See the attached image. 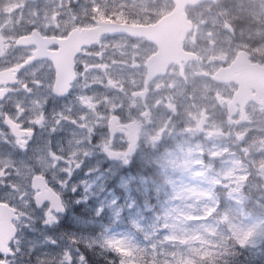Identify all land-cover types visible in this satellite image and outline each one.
Returning <instances> with one entry per match:
<instances>
[{"label": "flooded vegetation", "instance_id": "1", "mask_svg": "<svg viewBox=\"0 0 264 264\" xmlns=\"http://www.w3.org/2000/svg\"><path fill=\"white\" fill-rule=\"evenodd\" d=\"M161 7L159 0H0V214L9 217L10 210L14 217L17 215L12 219L15 238L9 247L0 243V254L7 257L0 264H21L9 253L16 247H28L23 244V235L30 237V228L39 229L36 221L40 206L52 204L43 197L48 191L60 196L54 190L60 172L77 168L71 174L72 182L80 184L84 171L90 170L96 160L97 171L103 170L101 158L105 156L106 168L117 165V173L131 175L133 160L141 157L140 147L148 143L140 124L147 118L152 119L154 129L164 125L159 128L160 139L166 138L170 124L193 141L200 139L197 135L208 127L214 139L222 138V146H230V140L242 134L247 124H264V73L247 76L244 69L246 64L264 66V52L260 49L263 38L243 29L242 24L195 21L180 58L170 56L150 63L160 51L159 34L151 30L167 13L157 12ZM104 23L111 24L113 30L99 35L98 28ZM212 24L217 26L210 28L215 32L207 34L213 39L202 38L198 26ZM124 27L134 32L146 27L150 30L144 36L140 31L124 33ZM208 49L214 57L205 54ZM217 51L221 54L217 55ZM239 52H245L244 60H237ZM220 70L227 71L225 78H220ZM120 75L135 78L134 83L139 84L130 91L134 105L119 92L114 79ZM150 75L155 78L148 80ZM241 87L247 95L237 98ZM109 89H114L110 103H106L113 106V111L107 110L110 116L105 126L109 141L94 144L96 150L91 148L85 153L83 146H90L92 135V127L81 116L87 110L85 97L92 99V95L98 97V92ZM119 98L131 106L125 116L113 103ZM167 103L175 110L174 117L165 110ZM213 121L221 123V130L214 128L217 125ZM44 122L46 146L42 149L47 157L45 162H38L31 148L36 149L39 126ZM37 125L33 137L32 128ZM103 131L99 128L94 140ZM6 136L11 143H4ZM121 138L123 144L118 143ZM107 149L122 156L110 161ZM129 149L134 152L132 156L126 155ZM78 170L82 173L74 176ZM79 191L76 196L64 193L67 207L58 231L74 229L76 222L81 224L82 216L89 214V205L78 201L81 188ZM74 230L82 235L81 227Z\"/></svg>", "mask_w": 264, "mask_h": 264}, {"label": "rangeland", "instance_id": "2", "mask_svg": "<svg viewBox=\"0 0 264 264\" xmlns=\"http://www.w3.org/2000/svg\"><path fill=\"white\" fill-rule=\"evenodd\" d=\"M159 1L162 7L157 12L168 13L173 10V0ZM220 2L217 5L211 3L193 8L190 10L193 13L191 17H195L199 23L229 21L234 26L242 24L243 29L250 32L255 31L257 36L263 38L260 49L264 52V0H220ZM133 18L137 19L138 17L134 16ZM213 26L215 25H200L199 30L203 32L201 37L213 39V36L207 34V32L214 31L210 29ZM243 31L240 30V32ZM232 36H234L233 33ZM210 53V49L205 52V54ZM216 54L220 55L221 51H217ZM210 57H214V54ZM131 79L130 76L121 77L120 75L114 81L118 85L119 92L126 95L125 99L128 100V103L134 105V101L130 98V91L139 84L134 83L135 78ZM88 84L90 86V83ZM125 91L126 93H123ZM110 92L113 93L114 89L101 90L97 93L98 97L92 95V99L85 97V101L88 103L87 110L82 112L81 116H84L85 123L92 127V135L89 137L91 144L90 146L87 144L89 147H86L85 153H88L91 148V151L96 150L97 146L95 145L98 143L106 144L109 141L110 133L109 131L105 132V126H108L107 119L110 116L107 110L113 111L112 105L109 106L112 109L106 106V103H110L109 99H112ZM119 100H115L113 103L125 116L131 106L125 100L121 98ZM126 105H128L127 110L124 109ZM169 105V103L164 105L165 110L174 117L175 110L170 109ZM43 111L45 109H42L41 114ZM138 118L140 117L138 116ZM38 119L39 116L34 121ZM140 124L146 127L143 138L148 143L143 141L145 144L143 143L140 147L143 153L140 154L141 157L133 160V165L150 166V175L138 171L133 175L119 174L114 169L117 165L105 167L107 164L105 157L101 158L103 170L98 172V161L96 160L95 165L92 161L94 166L90 170L84 171L86 177L83 174V182L80 184L71 182V187L76 189L74 193L71 192L72 195L76 196L80 193L79 188H81L78 201L89 205L87 208L89 214L82 216L81 224L76 222L77 226L74 227V229L81 227L82 235L75 232L74 229L57 231L55 235L89 238H98L102 235L127 236L143 246L153 237H163L166 234L164 228L170 233L166 239L178 246L177 250L171 253L174 260L170 264H199L200 261L211 260L216 252L219 254V249L222 246L220 241L227 237L220 234L221 229L215 221L203 223L208 221L207 217L210 216V213L213 214L217 211L214 206L216 195L213 189L223 180L227 181V185L226 189L219 191V194L224 198V204L220 210L227 211L225 219L228 222L231 237L235 241L240 240L248 245L254 250L256 257H261L264 260V251H262L264 243V173L258 171V164L264 163L261 162L264 160V136L258 137L255 134L262 127L254 126V133L252 132L250 138L242 143L244 145L240 142L236 143L238 147L242 146L240 148L242 156L232 151L222 156L220 151L227 149V146H222L220 141L214 139L213 132L208 127L197 135L200 139L193 141L191 138L184 137L174 124L166 127L167 136L165 139L159 138V128L164 127L163 124L154 129L150 118ZM215 124L217 127L214 128L220 129L221 123L213 121V125ZM46 127V122L40 124L35 142L36 149L33 146L31 148V155L38 162H45L46 158V153L41 154L44 152L42 147L46 146L45 138H43ZM99 128L104 131L99 133L97 140H94ZM122 139L118 142L119 144H123ZM233 142L232 138L229 145L231 146ZM202 144L207 146L208 152L201 151ZM147 147H150L149 151ZM238 147L235 148L236 151ZM46 149L48 148L46 147ZM243 158L246 165L245 169H242L241 176L247 179L249 184L250 182L256 183L259 188L258 195L262 201L261 205L257 204L258 206H254L252 203L250 212L246 211L245 207L247 197L242 202L244 190L241 186H234L233 178L230 180V171L233 172L236 168L241 169ZM80 171L78 170L74 176L80 175L82 173ZM15 174L17 176V173ZM15 174H11L12 177ZM23 175L25 176L26 172H23ZM212 187L214 188L212 189ZM116 188L121 189L118 194H116ZM215 189L217 190V188ZM228 189H230V193ZM198 212H202V214H196ZM240 214L243 215L242 218H240ZM23 239L25 245L37 242L34 237L30 238L25 235ZM154 242L159 243V240ZM109 246L115 248L122 257H132L127 260V264H140V261L135 259L133 249L126 246L121 240L117 239ZM65 247H70V245L62 239L61 248ZM180 247L184 248L183 254L179 251ZM98 254H100L99 250L97 253H93L92 257H100ZM246 264L256 263L247 261Z\"/></svg>", "mask_w": 264, "mask_h": 264}, {"label": "snow or ice", "instance_id": "3", "mask_svg": "<svg viewBox=\"0 0 264 264\" xmlns=\"http://www.w3.org/2000/svg\"><path fill=\"white\" fill-rule=\"evenodd\" d=\"M5 127L7 126L5 125ZM37 127L38 125L32 128L33 137L36 136ZM4 143H11L7 136L4 138ZM24 151H27V146ZM124 162L127 163V160ZM58 166L62 167L63 165ZM75 169L77 168L74 167L70 171H62L55 179L54 190L59 191L61 205L53 206L52 204L46 203L40 206V214L36 221L40 227L39 229L30 228L29 232L30 238L34 237L37 242L34 244L30 243L26 249L16 247L15 250L9 253V256L14 259L18 257L21 264H94L93 261H90L87 253L99 250L100 255L105 257L106 264H127V260L132 259V257H122L115 248L109 246L111 242L119 239L126 246L133 249L135 259L140 261V264H170L174 260L171 253L175 252L178 246L170 243L166 239L170 233L164 228L163 230L166 234L163 237H153L143 246L135 243L127 236L102 235L98 238H89L76 237L74 235L71 237L55 235L60 227L61 215L67 207V203L63 198L64 193H74L76 191L75 188L71 187V174ZM226 185L227 181L222 180L219 185H216V188L224 190L226 189ZM213 191H215V188ZM228 192L230 193V189H228ZM218 200L219 194L216 193L215 206L217 211L213 213L212 217L208 218V221H204L203 223L215 221L221 229L220 234L227 236L228 241L226 244H222L217 256L211 260L200 261L199 264H237V257L250 250L248 245L243 242L237 243L231 237V231L225 219L227 217V211L220 210ZM196 214H202V212ZM62 239L66 240L70 247L61 248ZM157 239L159 243L154 242ZM179 251L183 254L184 248L180 247ZM4 259H7V257L0 254V262Z\"/></svg>", "mask_w": 264, "mask_h": 264}, {"label": "water", "instance_id": "4", "mask_svg": "<svg viewBox=\"0 0 264 264\" xmlns=\"http://www.w3.org/2000/svg\"><path fill=\"white\" fill-rule=\"evenodd\" d=\"M206 0H175L177 7L175 12L172 14V16H168L164 18L159 26L156 27V30L161 36V47L162 54L169 56L170 54L175 52H172V49H177V52L180 51L183 38L179 37L181 30H189L190 26L188 25L187 21V15L185 12L186 7L190 6H197L198 4L204 2ZM125 32L127 33H138L134 32L132 28L124 27L123 28ZM146 30L141 31L139 34H148L149 33V27L145 28ZM158 29H161L163 32L159 31ZM100 33L110 32L113 29L109 27H103L100 29ZM171 48V49H170ZM179 55V54H177ZM52 201L54 198L51 199ZM6 238V242H10V240L13 238V233L10 231L9 224L3 222V228L0 233V240Z\"/></svg>", "mask_w": 264, "mask_h": 264}, {"label": "trees", "instance_id": "5", "mask_svg": "<svg viewBox=\"0 0 264 264\" xmlns=\"http://www.w3.org/2000/svg\"><path fill=\"white\" fill-rule=\"evenodd\" d=\"M98 255L100 256V258L97 259V262L95 264H106L105 257L100 255V254H98Z\"/></svg>", "mask_w": 264, "mask_h": 264}, {"label": "bare ground", "instance_id": "6", "mask_svg": "<svg viewBox=\"0 0 264 264\" xmlns=\"http://www.w3.org/2000/svg\"><path fill=\"white\" fill-rule=\"evenodd\" d=\"M183 108H184V106H183ZM25 167H26V165H24V172H26V169H25Z\"/></svg>", "mask_w": 264, "mask_h": 264}]
</instances>
